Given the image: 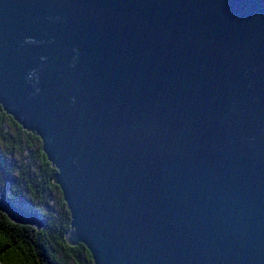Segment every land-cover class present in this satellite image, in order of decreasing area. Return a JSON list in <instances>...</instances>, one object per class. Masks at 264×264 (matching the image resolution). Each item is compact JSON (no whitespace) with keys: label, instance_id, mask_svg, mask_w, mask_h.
I'll return each instance as SVG.
<instances>
[{"label":"water","instance_id":"1","mask_svg":"<svg viewBox=\"0 0 264 264\" xmlns=\"http://www.w3.org/2000/svg\"><path fill=\"white\" fill-rule=\"evenodd\" d=\"M0 107L92 264H264V0H0Z\"/></svg>","mask_w":264,"mask_h":264},{"label":"trees","instance_id":"2","mask_svg":"<svg viewBox=\"0 0 264 264\" xmlns=\"http://www.w3.org/2000/svg\"><path fill=\"white\" fill-rule=\"evenodd\" d=\"M54 173L39 138L0 107V192L43 222L36 230L13 223L0 212V264H92L81 243L68 245L63 240L69 212L52 182Z\"/></svg>","mask_w":264,"mask_h":264}]
</instances>
